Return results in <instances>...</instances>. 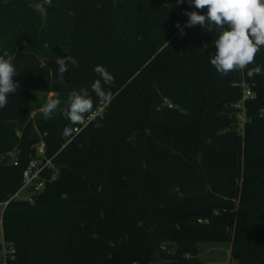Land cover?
Wrapping results in <instances>:
<instances>
[{
	"label": "trees",
	"instance_id": "1",
	"mask_svg": "<svg viewBox=\"0 0 264 264\" xmlns=\"http://www.w3.org/2000/svg\"><path fill=\"white\" fill-rule=\"evenodd\" d=\"M193 8L0 0V55H13L20 83L0 109L1 226L13 250L3 257L0 245V264H202L200 243H230L235 264H264V48L249 65L261 74L221 76L210 63L221 30L195 39L183 14ZM59 56L79 64L62 81ZM97 65L115 78L110 103L91 91ZM243 85L253 98L239 129ZM81 88L93 112L104 105L85 127L61 111ZM36 93L61 100L51 118H32ZM36 159L49 164L29 203L15 196Z\"/></svg>",
	"mask_w": 264,
	"mask_h": 264
},
{
	"label": "clouds",
	"instance_id": "2",
	"mask_svg": "<svg viewBox=\"0 0 264 264\" xmlns=\"http://www.w3.org/2000/svg\"><path fill=\"white\" fill-rule=\"evenodd\" d=\"M47 2L51 4V0ZM183 2L185 0H177V4ZM187 3L197 10L207 9V11L206 14H200V11H185L183 14L188 17L185 28L199 25L206 31H210L211 26L221 30L218 38L213 42L215 52L210 58L211 65L221 76L245 69H248L249 78L261 74L260 66L249 68V65H255L256 56L264 48V0H187ZM175 26L183 35L180 24L177 23ZM207 48L208 44L202 45L203 50ZM13 59V55L7 51L0 55V109L7 107L9 95H15L20 87V83L14 79L17 70ZM55 63L58 65L56 70L58 75H55L61 81L68 72L69 64L79 67L77 60L70 56H59ZM94 71L100 79L92 83L91 91L99 100L110 103L114 98L110 89L115 86V78L102 65H97ZM104 85L109 87L108 91L105 90ZM60 105L61 100L58 96H50L42 108L44 117L51 118L52 113ZM94 108L95 102L88 88H81L70 92L66 107L61 111L71 124L84 125ZM95 127L100 128L102 124L96 123ZM71 132L72 129L69 127L64 129L65 136H69Z\"/></svg>",
	"mask_w": 264,
	"mask_h": 264
},
{
	"label": "rangeland",
	"instance_id": "3",
	"mask_svg": "<svg viewBox=\"0 0 264 264\" xmlns=\"http://www.w3.org/2000/svg\"><path fill=\"white\" fill-rule=\"evenodd\" d=\"M193 11H200V14H206L207 9H204L201 11V10H197L193 8ZM191 30H192L193 37L195 39H199V40L203 39L206 34V30L199 25L192 27ZM50 96L54 97V94H42V93L33 94V99H34L36 110L32 113V118L37 113L43 114L42 108L45 106ZM58 109L54 113H57ZM262 113H264V111ZM236 119L238 121L239 129H241L242 124H243V109L240 110L239 113H236ZM23 196H24V193H21L18 195L17 198L21 199L23 198ZM1 211L2 210L0 209V213ZM230 248H231L230 243L223 244V245L216 244V243H200L198 244L199 260L202 262V264H235V262L232 261L230 258ZM153 264H160V261L157 259Z\"/></svg>",
	"mask_w": 264,
	"mask_h": 264
},
{
	"label": "built area",
	"instance_id": "4",
	"mask_svg": "<svg viewBox=\"0 0 264 264\" xmlns=\"http://www.w3.org/2000/svg\"><path fill=\"white\" fill-rule=\"evenodd\" d=\"M253 96L251 94V92L249 91L248 88L243 86V91H242V101L237 105V108L239 110L243 109V102L247 99H252ZM104 109V105L101 106L100 108H98V110H96L95 112H93L92 114H90L84 125H82V127H85V125H87L91 120L95 119L96 117L101 116L102 112ZM76 133L79 132V130H75ZM43 154V144H40L38 147V155H42ZM49 164V162H45L44 164H42L40 159H36V160H32L30 161L29 165L27 166L26 170L23 172V185H22V189L21 191L15 196V198L18 197L19 194L24 193L23 198H21L22 200H26L29 203H32L33 201V196L37 195L42 188V182L41 180V172L43 171V169ZM14 165H16V162H14ZM6 204L3 205V208L5 207ZM1 215H2V211L0 213V245H1V253L2 256L4 257L5 254L13 253V250L11 248V246L6 245L3 239V233H2V226H1ZM200 222V221H199Z\"/></svg>",
	"mask_w": 264,
	"mask_h": 264
},
{
	"label": "water",
	"instance_id": "5",
	"mask_svg": "<svg viewBox=\"0 0 264 264\" xmlns=\"http://www.w3.org/2000/svg\"><path fill=\"white\" fill-rule=\"evenodd\" d=\"M38 10H40V7H37ZM219 121V118L216 119V122ZM162 249L168 253V254H173L175 250V245L174 244H163Z\"/></svg>",
	"mask_w": 264,
	"mask_h": 264
}]
</instances>
